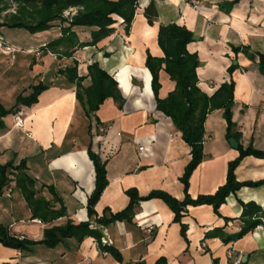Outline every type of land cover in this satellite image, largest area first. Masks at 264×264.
<instances>
[{
    "label": "crops",
    "instance_id": "crops-1",
    "mask_svg": "<svg viewBox=\"0 0 264 264\" xmlns=\"http://www.w3.org/2000/svg\"><path fill=\"white\" fill-rule=\"evenodd\" d=\"M116 1V0H112ZM153 3L158 19L150 25L144 15ZM232 4V5H231ZM176 24L193 33L188 45L196 53L198 87L213 95L223 83L234 81L233 121L241 133L234 148L227 138L224 110L210 112L204 124V157L192 173L189 196H213L227 182L229 165L239 155V145L264 150V73L259 54L264 55V0H139L129 32L123 22L95 46L77 49L72 58L37 54V47L0 43V104L14 108L20 95H31L34 86H48L31 107L22 106L23 128L15 127L14 115L0 127V166L26 161L25 172L35 181L36 197L61 199L67 215L51 223L32 218V210L15 176L0 197V224L12 235L39 242L46 229L89 221L87 205L96 187V171L89 149L106 163L108 185L94 207L96 217L106 211L122 212L130 204L127 191L141 197L164 192L177 201L186 197L181 181L192 159V148L173 121L157 110L152 74L146 67L148 54L164 58L158 43L161 26ZM61 35V30L57 29ZM57 36V37H59ZM57 39V38H56ZM81 41H90L82 33ZM250 54L255 55L250 57ZM78 76L99 64L117 83L124 104L108 98L89 118L77 98V86L63 74L76 66ZM235 70L229 73L230 67ZM159 97L165 99L175 83L162 71ZM91 85V79L83 82ZM238 183H260L231 194L215 212L211 205L188 206L181 222L161 199L141 201L132 222L117 221L94 228L102 240L122 257L105 253L93 237L78 243L66 239L55 248L38 244L29 250L8 248L0 243V264H264V227L258 226L242 238L224 240L240 232L243 204L264 208V159L245 157L235 170ZM186 226V236L182 234ZM221 230L219 236H211Z\"/></svg>",
    "mask_w": 264,
    "mask_h": 264
},
{
    "label": "trees",
    "instance_id": "trees-1",
    "mask_svg": "<svg viewBox=\"0 0 264 264\" xmlns=\"http://www.w3.org/2000/svg\"><path fill=\"white\" fill-rule=\"evenodd\" d=\"M139 0H14L16 10L11 13L5 21H0V33L3 27L11 29H25L31 33L49 31L52 28L61 30V35L49 42L47 45L39 48L36 52L49 54L52 53L58 57L72 58L77 49L87 46H95L101 40L109 37L114 32V25L121 20L125 31L129 32L131 24L136 15V9ZM232 5V4H231ZM9 3L6 0H0V16L3 11H7ZM77 9V13L72 18H67L64 13ZM150 25L158 19V11L151 3L144 11ZM82 33L90 35V41H81ZM194 41L193 33L186 27L170 24L161 26L158 34V43L164 52V58H156L148 54L146 67L152 74V88L157 101V110L170 118L176 128L182 133L183 139L192 148V159L188 164L185 173L181 179L186 193L183 202L177 201L164 192H152L146 197H141L135 190L127 191L130 197L129 206L122 212L113 214L106 211L102 217L97 218L94 210L95 205L102 196L108 185L106 163L102 162L98 155L89 149V157L92 160L96 171V187L89 197L87 211L89 221L80 224H74L68 221L63 226H52L44 232V238L39 241L21 239L12 235L7 226L0 224V243L8 248L17 250H29L34 245H44L48 248H55L66 239L75 238L81 243L87 237L96 239L100 250L105 253H111L122 262V257L117 251L108 244H104L103 232L99 227H106L117 221L132 222L135 207L141 201L152 199H161L175 213V221L181 222L182 214L188 206L211 205L216 213L226 199L241 188L247 186H257L260 183H238L235 177V170L241 161L247 156L264 159V150H257L253 147L244 149L239 145V157L230 163L226 184L221 187L213 196H200L196 200L189 194L190 178L192 173L201 164L204 142V124L207 115L216 110H224V118L227 121V138L239 140L241 133L236 130V124L233 121L232 109L234 106V81L225 82L211 96L201 92L198 87L197 69L200 65L199 57L196 53H190L188 45ZM3 46L8 43L0 39ZM255 55L250 54V57ZM259 66L264 73V55L259 54ZM76 66L67 68L63 74L77 86V98L81 102L87 116L90 118L95 114L104 101L113 98L122 107L124 99L118 89L116 81L109 74L101 69L99 64L95 63L88 67V75L79 77ZM235 70L232 66L229 73ZM164 73L175 83V89L169 93L165 99L159 97L162 87L160 82V73ZM91 79V85L84 87L83 82ZM48 89L44 83H39L32 89L31 95L24 97L20 95L14 108L7 110L0 104V127L3 126V119L13 114L15 115L22 106L31 107L38 103L39 96ZM26 161L20 165L14 166L8 163L0 166V197L5 188L11 182L10 176H15V182L18 188L23 192L31 210L32 218L40 219L43 222L51 223L67 215L64 205L55 209V203H61V199L53 193V201L43 198H37V191L34 189L35 181L26 172ZM96 218V224L93 226L92 219ZM242 221L244 227L237 234L225 239V242L235 241L242 238L251 230L258 226L264 227V208L251 202L243 204ZM187 228L182 225V234L186 236ZM221 230H215L210 235L219 236ZM142 264V263H140ZM156 264H169L162 258Z\"/></svg>",
    "mask_w": 264,
    "mask_h": 264
},
{
    "label": "rangeland",
    "instance_id": "rangeland-1",
    "mask_svg": "<svg viewBox=\"0 0 264 264\" xmlns=\"http://www.w3.org/2000/svg\"><path fill=\"white\" fill-rule=\"evenodd\" d=\"M9 3V8L7 11H3L0 16V21H5L6 18L14 13L16 10V3L14 0H6ZM77 9H71L64 13V16L67 18H72L76 13ZM0 39L7 42L9 45L18 47H37L42 45L44 42H51L58 38L57 28H52L49 31L31 33L25 29H11L8 27H3L1 29ZM42 54V53H41ZM52 53H49L51 55Z\"/></svg>",
    "mask_w": 264,
    "mask_h": 264
},
{
    "label": "built area",
    "instance_id": "built-area-1",
    "mask_svg": "<svg viewBox=\"0 0 264 264\" xmlns=\"http://www.w3.org/2000/svg\"><path fill=\"white\" fill-rule=\"evenodd\" d=\"M37 54H40L39 52H36ZM14 125L15 127H18V128H23L24 126V122H25V116H24V113L22 110L18 111L15 115H14ZM104 244H106L105 241H103ZM241 260H242V257L239 256L237 259H236V263L240 264L241 263Z\"/></svg>",
    "mask_w": 264,
    "mask_h": 264
},
{
    "label": "water",
    "instance_id": "water-1",
    "mask_svg": "<svg viewBox=\"0 0 264 264\" xmlns=\"http://www.w3.org/2000/svg\"><path fill=\"white\" fill-rule=\"evenodd\" d=\"M230 144H231L234 148H236V147L238 146V142H237V140H235V139H230Z\"/></svg>",
    "mask_w": 264,
    "mask_h": 264
}]
</instances>
